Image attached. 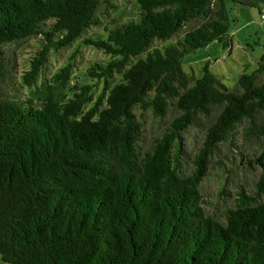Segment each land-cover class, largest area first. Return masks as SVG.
<instances>
[{"label": "trees", "instance_id": "trees-1", "mask_svg": "<svg viewBox=\"0 0 264 264\" xmlns=\"http://www.w3.org/2000/svg\"><path fill=\"white\" fill-rule=\"evenodd\" d=\"M230 3L262 4L135 0L138 17L119 22L113 0H0V88L3 48L44 40L22 76L27 98H0L3 262L264 264V54L234 88L209 62L199 77L183 68L186 55L212 43L232 48ZM78 41L108 57L89 70L95 84L71 86L74 57L39 84L50 49ZM147 113L174 116L144 150ZM242 124L262 149L249 163L262 173L223 221L203 208L201 183ZM191 129L204 141L188 170Z\"/></svg>", "mask_w": 264, "mask_h": 264}, {"label": "rangeland", "instance_id": "rangeland-1", "mask_svg": "<svg viewBox=\"0 0 264 264\" xmlns=\"http://www.w3.org/2000/svg\"><path fill=\"white\" fill-rule=\"evenodd\" d=\"M113 3L115 9L111 11V18L125 22L138 17L135 0H113ZM230 6L231 15L237 18L233 25L232 48H224L220 44L212 43L206 48L186 55L183 59V68L188 74L199 77L201 69L209 62L213 73L219 76L227 87L234 88L239 76L244 72H253L264 54V4H259L261 10L232 3ZM43 44V36L40 35L3 48L2 56L6 57L7 73L5 82L0 88V98H27L28 89L23 84L22 76L29 69L30 59ZM164 44L155 42L154 47H162ZM73 57L71 86L95 84V79L89 75V70L92 66L108 60L103 52L86 47L81 41L70 48L58 51L51 48L38 83L50 84L59 69ZM118 79L117 77L116 81ZM101 88L102 82L97 87V93ZM173 116L170 114V117L168 116L163 122V119L154 118L152 113H147L144 140L141 141L144 150L149 149L153 140L164 133ZM244 133L245 125L242 124L234 139L230 138L220 145L217 154L211 159L208 175L201 183L200 191L206 202L203 203V208L207 214L223 221L227 209L232 207L238 192L244 190L247 194H254L262 173L259 166L249 165L262 149L254 137L248 139ZM203 141L204 132L198 129H191L185 134L183 144L190 154V160L185 166L188 170L192 169L193 158L203 146ZM222 187L230 194L229 196L222 195ZM259 198L264 200V194ZM0 264L8 263L0 259Z\"/></svg>", "mask_w": 264, "mask_h": 264}, {"label": "water", "instance_id": "water-1", "mask_svg": "<svg viewBox=\"0 0 264 264\" xmlns=\"http://www.w3.org/2000/svg\"><path fill=\"white\" fill-rule=\"evenodd\" d=\"M243 2H248V3H262L264 4V0H240Z\"/></svg>", "mask_w": 264, "mask_h": 264}]
</instances>
